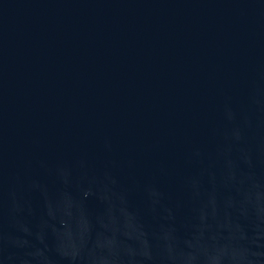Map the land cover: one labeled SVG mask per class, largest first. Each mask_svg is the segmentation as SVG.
Returning a JSON list of instances; mask_svg holds the SVG:
<instances>
[{
  "label": "water",
  "instance_id": "obj_1",
  "mask_svg": "<svg viewBox=\"0 0 264 264\" xmlns=\"http://www.w3.org/2000/svg\"><path fill=\"white\" fill-rule=\"evenodd\" d=\"M0 264H264V0H0Z\"/></svg>",
  "mask_w": 264,
  "mask_h": 264
}]
</instances>
